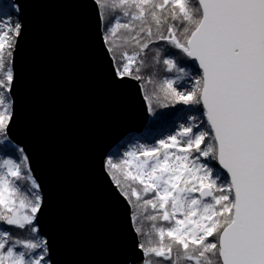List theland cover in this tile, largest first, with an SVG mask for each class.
Instances as JSON below:
<instances>
[{
  "label": "snow or ice",
  "instance_id": "6c2138e0",
  "mask_svg": "<svg viewBox=\"0 0 264 264\" xmlns=\"http://www.w3.org/2000/svg\"><path fill=\"white\" fill-rule=\"evenodd\" d=\"M92 2L113 79L137 82L152 116L176 105L193 112L102 162L128 205L134 264H264V0ZM11 7L15 19L0 20L5 147L24 29ZM13 150L0 158V264H53L41 185L24 149Z\"/></svg>",
  "mask_w": 264,
  "mask_h": 264
},
{
  "label": "water",
  "instance_id": "95a60500",
  "mask_svg": "<svg viewBox=\"0 0 264 264\" xmlns=\"http://www.w3.org/2000/svg\"><path fill=\"white\" fill-rule=\"evenodd\" d=\"M12 3L20 6L24 29L14 51L9 138L24 149L41 185L40 229L50 258L134 264L128 205L102 162L147 127L142 91L135 81L113 79L92 0Z\"/></svg>",
  "mask_w": 264,
  "mask_h": 264
},
{
  "label": "trees",
  "instance_id": "16d2710c",
  "mask_svg": "<svg viewBox=\"0 0 264 264\" xmlns=\"http://www.w3.org/2000/svg\"><path fill=\"white\" fill-rule=\"evenodd\" d=\"M157 112H158L157 116H152L149 114L150 119L148 124L146 125L147 127L141 133H132L126 136V138L122 140L120 144L115 146L110 153H112L113 150H115L118 146L126 145L128 141L133 140L134 138H140L141 142L151 144L156 139L171 133L176 128L177 126L176 123L185 119L187 120V117L190 114H193L191 109L182 105H176L173 108H167V109H157ZM11 146L13 147L0 146V155H9V156H14L16 158V156H18V152H15L13 148L18 149L21 147L15 145L12 141H11ZM121 151H123V149H121ZM209 163L210 165L215 167L218 171H221L218 167V164H216V162L209 161Z\"/></svg>",
  "mask_w": 264,
  "mask_h": 264
},
{
  "label": "rangeland",
  "instance_id": "374dc122",
  "mask_svg": "<svg viewBox=\"0 0 264 264\" xmlns=\"http://www.w3.org/2000/svg\"><path fill=\"white\" fill-rule=\"evenodd\" d=\"M12 5H15L12 3V0H0V20H3L4 22H7L9 19H15V13L14 9L11 7ZM205 119L204 117H202ZM187 120H182L177 124L176 128L180 123H185ZM16 145V144H15ZM6 155H0V158H3ZM9 156V155H7ZM12 158H15L14 156H11Z\"/></svg>",
  "mask_w": 264,
  "mask_h": 264
}]
</instances>
